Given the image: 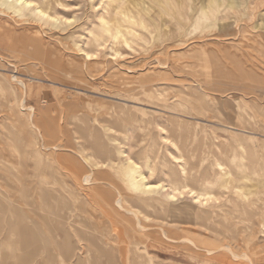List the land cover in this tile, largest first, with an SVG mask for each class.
I'll list each match as a JSON object with an SVG mask.
<instances>
[{"label":"rangeland","instance_id":"374dc122","mask_svg":"<svg viewBox=\"0 0 264 264\" xmlns=\"http://www.w3.org/2000/svg\"><path fill=\"white\" fill-rule=\"evenodd\" d=\"M67 2L59 27L0 6V264L74 254L80 264L112 255L117 264H264V194L244 198L236 187L243 173L264 172V0H170L160 15L168 35L118 44L123 53L109 38L89 41L102 0ZM106 125L124 150L114 163L139 162L162 184L160 202L123 199L122 208L112 166L94 168L89 184L76 177L84 135L94 152ZM141 147L154 150L150 169ZM218 162L234 174L230 187L215 184ZM206 180L213 192L197 199L191 188Z\"/></svg>","mask_w":264,"mask_h":264},{"label":"bare ground","instance_id":"6f19581e","mask_svg":"<svg viewBox=\"0 0 264 264\" xmlns=\"http://www.w3.org/2000/svg\"><path fill=\"white\" fill-rule=\"evenodd\" d=\"M102 1L104 3L103 5L104 9L99 14L101 27L99 31L94 32L93 37L89 40L90 42L96 43V45L99 46V45H103L104 42L109 38L112 41V46H113L112 49L114 51H117L118 49L116 46L118 44L119 46L120 44L133 46V43L139 41V39H145L146 41H151L154 40L155 38H160L162 36L168 35V30L163 27L164 23L160 22V15L163 11L166 10L167 6L170 5L169 2L170 0H153L154 2L158 3L157 7L148 6L142 9H140V7L138 8L140 4L139 3L140 1L138 0H132V1L102 0ZM59 5H68V2L67 0H0V6L6 12L12 13L19 17L30 16L35 20L51 21L53 27H59V25L61 24V18L57 14V7ZM235 5L239 6L240 4L238 3ZM230 7L232 6L230 5ZM141 28H149L151 34L144 33V31ZM75 44L78 47V50L82 51L87 58L92 57L93 53L91 50L84 48L78 42H75ZM119 51L121 50H118V52ZM121 53L123 52L121 51ZM87 130L88 128L85 127L84 134L86 133ZM111 130H114L112 126L110 125L104 126L103 131L104 134H106V139H103L99 133L95 134L93 132V134L95 135L93 137L92 140L93 142H91V145L92 148H94V152L92 150L89 151L88 150L89 147L87 143H85V141L90 140L87 138L89 133L87 135H84L85 140L80 143L81 144L80 151L83 156V162L78 163L77 168L75 169V172L77 173L76 177L79 179L81 178L83 182L89 184L90 182L92 183L93 182L92 180L94 179V170H93L94 168L97 167L98 169V167L100 168L101 166L103 167L112 166L113 168H115L117 173L120 174L121 179L125 184V191L123 192L122 190L117 189L118 195L116 196V202L117 204L122 206V208L125 199L130 200L133 204L140 207L143 206L149 207V206H153L154 202H160L161 198L159 197L158 192L160 191L162 184L149 182L148 177L143 169V166L139 162L135 161L133 158H129L127 159V161L122 159V161L125 162H121L119 164H116V162L114 163V159H115L114 157L115 156L120 157L124 153V150L122 149L121 146H119L120 144L118 141V137H115L113 134H111ZM153 151H149L147 148H142L140 149L139 152H137L139 156L146 155L147 160L144 166H148L149 169L151 167L149 164L150 162L148 161L149 159H151L150 157ZM181 157H183V155H181L180 158ZM84 162L90 166V170L86 169ZM218 165L222 167L224 170L219 172L215 183L216 186L230 187L231 184H233L232 182H234L235 180L234 174L230 170H227L225 167H223L224 165L223 162H218ZM252 174L255 175V173ZM252 174L245 172L241 175V178L238 179L237 181V186H236L237 190L240 193V195L243 196L244 198H249L252 193L264 194V172H262V174H259L258 177L253 176ZM193 175L191 174L190 177L195 180L196 178H194ZM74 179L76 180V178ZM208 183H209L208 180H206L203 183V187L200 189L191 188V191L195 192L196 194L195 197L197 199L200 198L201 196L204 197L212 194L213 190L211 189ZM179 185L180 183L176 182V187H174L173 193L171 194V196H169L170 198L176 199L177 191L182 192L181 190L182 186L180 187ZM210 185L213 184L210 183ZM34 190H36V188H34ZM51 194H53L51 195V197L55 196L54 192H52ZM78 197H81V194L80 196H77V199ZM62 204L67 205L65 202ZM68 207L69 206H67V208ZM262 215L263 214L261 213L260 216ZM139 223L140 221L138 222V224ZM260 223L264 224V218H261ZM34 232L37 233L35 230ZM35 233L32 232L34 236ZM77 233L80 239H88V240L91 239L90 236L88 235L85 236L84 234H82V232L79 229H77ZM89 250L91 249L87 250V254L90 253ZM74 255H75L74 258H68L66 261H62L60 264H69V263L80 264L83 261V257L77 254ZM112 256L108 260L109 261L108 263H103L101 260H99L100 261L99 264H117L116 259ZM92 264H94V262ZM133 264H144V263L143 261L135 260Z\"/></svg>","mask_w":264,"mask_h":264}]
</instances>
